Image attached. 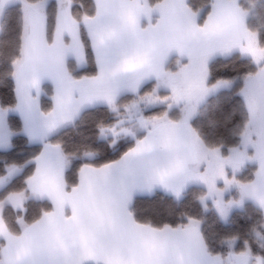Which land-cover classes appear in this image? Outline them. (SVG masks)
I'll list each match as a JSON object with an SVG mask.
<instances>
[{"label": "snow or ice", "instance_id": "6c2138e0", "mask_svg": "<svg viewBox=\"0 0 264 264\" xmlns=\"http://www.w3.org/2000/svg\"><path fill=\"white\" fill-rule=\"evenodd\" d=\"M0 264H264V0H0Z\"/></svg>", "mask_w": 264, "mask_h": 264}, {"label": "trees", "instance_id": "16d2710c", "mask_svg": "<svg viewBox=\"0 0 264 264\" xmlns=\"http://www.w3.org/2000/svg\"><path fill=\"white\" fill-rule=\"evenodd\" d=\"M74 134L75 133L70 130L69 133H68V138H71ZM23 147H27V146H23ZM21 150H23V149H21ZM145 206L146 207L148 206V202H145Z\"/></svg>", "mask_w": 264, "mask_h": 264}]
</instances>
